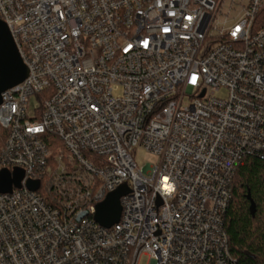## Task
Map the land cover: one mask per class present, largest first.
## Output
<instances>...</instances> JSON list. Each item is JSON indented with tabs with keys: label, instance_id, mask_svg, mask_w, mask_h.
I'll use <instances>...</instances> for the list:
<instances>
[{
	"label": "built area",
	"instance_id": "built-area-1",
	"mask_svg": "<svg viewBox=\"0 0 264 264\" xmlns=\"http://www.w3.org/2000/svg\"><path fill=\"white\" fill-rule=\"evenodd\" d=\"M0 19L29 72L0 105V174L24 173L0 193V264H238L226 215L240 165L264 160V0H0Z\"/></svg>",
	"mask_w": 264,
	"mask_h": 264
},
{
	"label": "trees",
	"instance_id": "trees-1",
	"mask_svg": "<svg viewBox=\"0 0 264 264\" xmlns=\"http://www.w3.org/2000/svg\"><path fill=\"white\" fill-rule=\"evenodd\" d=\"M7 132L0 126V151ZM226 230L238 264H264V160L250 158L237 170Z\"/></svg>",
	"mask_w": 264,
	"mask_h": 264
},
{
	"label": "water",
	"instance_id": "water-1",
	"mask_svg": "<svg viewBox=\"0 0 264 264\" xmlns=\"http://www.w3.org/2000/svg\"><path fill=\"white\" fill-rule=\"evenodd\" d=\"M28 69L20 56L14 39L7 25L0 19V105L2 95L20 85L28 78ZM24 179L22 171H16L12 176L5 171L0 174V193H11L13 187L20 188ZM28 188L32 191L39 190L40 182H28ZM129 193L127 186L118 188L109 194L104 202L96 208L95 221L101 227L110 229L118 224L121 219V198Z\"/></svg>",
	"mask_w": 264,
	"mask_h": 264
},
{
	"label": "rangeland",
	"instance_id": "rangeland-1",
	"mask_svg": "<svg viewBox=\"0 0 264 264\" xmlns=\"http://www.w3.org/2000/svg\"><path fill=\"white\" fill-rule=\"evenodd\" d=\"M31 103L34 104L35 99H32ZM133 156L138 167L141 170H145L148 165H154L157 162V158L155 156L151 155L142 148L136 149ZM150 263H151L150 258L147 256H142L139 262V264H150Z\"/></svg>",
	"mask_w": 264,
	"mask_h": 264
},
{
	"label": "snow or ice",
	"instance_id": "snow-or-ice-1",
	"mask_svg": "<svg viewBox=\"0 0 264 264\" xmlns=\"http://www.w3.org/2000/svg\"><path fill=\"white\" fill-rule=\"evenodd\" d=\"M193 80H195V77L193 78Z\"/></svg>",
	"mask_w": 264,
	"mask_h": 264
}]
</instances>
